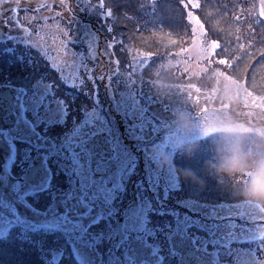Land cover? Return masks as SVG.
Returning a JSON list of instances; mask_svg holds the SVG:
<instances>
[{"label":"snow or ice","instance_id":"6c2138e0","mask_svg":"<svg viewBox=\"0 0 264 264\" xmlns=\"http://www.w3.org/2000/svg\"><path fill=\"white\" fill-rule=\"evenodd\" d=\"M124 10L107 0H0V264H99L104 245L128 264H264V236L242 208L253 205L177 171L204 175L209 144L234 135L209 123L216 94L199 108L198 133H184L148 78L163 57L130 47ZM133 15L139 30L158 9L137 4ZM212 43L209 59L229 68ZM244 108L247 119L252 103ZM232 110L220 102L221 115ZM165 152L173 167H162Z\"/></svg>","mask_w":264,"mask_h":264},{"label":"rangeland","instance_id":"374dc122","mask_svg":"<svg viewBox=\"0 0 264 264\" xmlns=\"http://www.w3.org/2000/svg\"><path fill=\"white\" fill-rule=\"evenodd\" d=\"M107 3L125 9L120 14V22L128 26L126 35L133 50L155 52L163 57L153 64L148 78L153 81V92L177 109L176 119L184 133H198L204 122L197 119L199 108L209 91L216 94L215 105L208 104L209 123L215 127L227 125L234 135L227 144L222 140L209 144L204 175L191 169L177 168V171L201 189L207 187V178H211L237 200L249 202L253 207L242 205L246 218L252 222L254 234L264 236V224L258 223L264 219V199L255 198L248 189L253 171L229 175L217 167L226 153H240L253 161L264 159V23L259 22L260 17H264V0H198L188 9L182 6L181 0H107ZM137 4H155L158 9L152 23L140 25L139 30L133 15ZM209 40H218L222 45L218 55L228 59L229 68L214 63V57L209 59L217 47L215 43L207 44ZM182 48L187 51L181 52ZM181 69L190 70V76L181 75ZM196 93L203 97L199 104L194 99H186V95ZM221 101L231 103L233 110L221 115ZM245 101L252 103V115L247 119L241 115L247 110ZM198 149V144L183 148L187 155ZM159 161L164 168L174 166L167 152L159 154ZM249 174L251 178L247 183H239ZM53 188H56L55 180ZM2 189L0 192H4ZM101 251L104 258L99 264H128L123 250L116 252L114 247L109 249L104 245Z\"/></svg>","mask_w":264,"mask_h":264},{"label":"clouds","instance_id":"9594fccd","mask_svg":"<svg viewBox=\"0 0 264 264\" xmlns=\"http://www.w3.org/2000/svg\"><path fill=\"white\" fill-rule=\"evenodd\" d=\"M217 167L229 175L252 170L253 175L248 189L255 198L264 199V159L253 161L240 153H226L221 156Z\"/></svg>","mask_w":264,"mask_h":264},{"label":"flooded vegetation","instance_id":"af4514ba","mask_svg":"<svg viewBox=\"0 0 264 264\" xmlns=\"http://www.w3.org/2000/svg\"><path fill=\"white\" fill-rule=\"evenodd\" d=\"M9 123H10V121H9ZM0 164H2V160H0ZM2 190H4V189H2ZM2 195H3V191L0 192V196H2Z\"/></svg>","mask_w":264,"mask_h":264},{"label":"trees","instance_id":"16d2710c","mask_svg":"<svg viewBox=\"0 0 264 264\" xmlns=\"http://www.w3.org/2000/svg\"><path fill=\"white\" fill-rule=\"evenodd\" d=\"M176 4H178V3H176ZM117 5H118V2H117ZM175 5V4H174ZM166 15H167V12H166ZM159 25V24H158ZM228 184H230V183H228ZM232 188V187H231Z\"/></svg>","mask_w":264,"mask_h":264}]
</instances>
